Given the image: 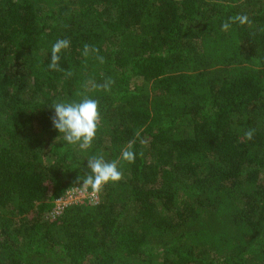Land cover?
Wrapping results in <instances>:
<instances>
[{"label": "trees", "instance_id": "trees-1", "mask_svg": "<svg viewBox=\"0 0 264 264\" xmlns=\"http://www.w3.org/2000/svg\"><path fill=\"white\" fill-rule=\"evenodd\" d=\"M61 38L70 78L47 68ZM84 97L87 150L50 119ZM129 141L121 181L50 217ZM0 264H264V0H0Z\"/></svg>", "mask_w": 264, "mask_h": 264}, {"label": "clouds", "instance_id": "clouds-1", "mask_svg": "<svg viewBox=\"0 0 264 264\" xmlns=\"http://www.w3.org/2000/svg\"><path fill=\"white\" fill-rule=\"evenodd\" d=\"M251 20L246 13H239L228 17L221 25L222 31H229L233 25L241 26L250 24ZM71 41L68 38L57 39L51 47V58L47 68L50 71H62L66 78L73 76L71 70L65 71L61 68L62 54L70 49ZM99 49L89 43L83 44V56L85 58L95 55L96 59L102 64L104 58L100 56ZM115 81L111 77L104 79L102 83H97L94 78H89L86 86L92 89H99L105 92L111 90ZM54 115L51 116V123L55 130L68 145H76L81 150L91 148L96 138L98 128L101 124L100 101L98 99L84 97L79 102L59 101L51 105ZM255 130L247 129L243 136L251 141ZM135 141H129L128 145L121 150L118 160H105L103 155H90L87 159V168L90 174H86L81 180L83 187H90L94 192L102 191L108 183H116L123 179V172L119 168L120 160L134 163L137 153L133 150Z\"/></svg>", "mask_w": 264, "mask_h": 264}, {"label": "built area", "instance_id": "built-area-1", "mask_svg": "<svg viewBox=\"0 0 264 264\" xmlns=\"http://www.w3.org/2000/svg\"><path fill=\"white\" fill-rule=\"evenodd\" d=\"M79 194H81L80 189L74 188V189L67 191L62 197L58 198L54 202V208L50 214V217L53 219L57 215H60L61 211L67 206H70L73 204H79L78 203V200H79L78 195ZM58 203L60 205H56Z\"/></svg>", "mask_w": 264, "mask_h": 264}, {"label": "rangeland", "instance_id": "rangeland-1", "mask_svg": "<svg viewBox=\"0 0 264 264\" xmlns=\"http://www.w3.org/2000/svg\"><path fill=\"white\" fill-rule=\"evenodd\" d=\"M80 192H81V194L78 195V197H79L78 203L79 204L83 203L84 201H88L87 202L88 204H95L97 202L98 192L92 191V189L90 187L80 188ZM56 205H60V204L58 203ZM51 212L49 213V215L51 214Z\"/></svg>", "mask_w": 264, "mask_h": 264}]
</instances>
